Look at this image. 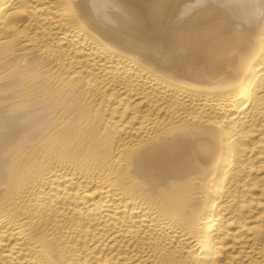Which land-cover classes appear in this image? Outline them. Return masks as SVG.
<instances>
[{
    "label": "bare ground",
    "instance_id": "obj_1",
    "mask_svg": "<svg viewBox=\"0 0 264 264\" xmlns=\"http://www.w3.org/2000/svg\"><path fill=\"white\" fill-rule=\"evenodd\" d=\"M0 264H264V0H0Z\"/></svg>",
    "mask_w": 264,
    "mask_h": 264
}]
</instances>
